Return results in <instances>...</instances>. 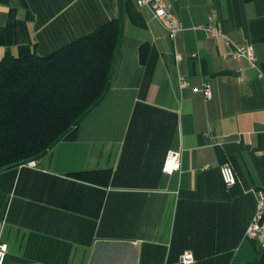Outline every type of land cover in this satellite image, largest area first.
<instances>
[{
  "label": "crops",
  "instance_id": "crops-1",
  "mask_svg": "<svg viewBox=\"0 0 264 264\" xmlns=\"http://www.w3.org/2000/svg\"><path fill=\"white\" fill-rule=\"evenodd\" d=\"M165 1L183 27L174 40L134 0H0V61L120 23L108 87L74 137L0 172L4 264H89L97 240L131 242L136 264H180L185 251L188 264H264L245 236L264 190V0ZM210 10L221 37L202 29ZM245 44L255 68L232 56ZM95 169L110 170L106 184L71 175Z\"/></svg>",
  "mask_w": 264,
  "mask_h": 264
},
{
  "label": "trees",
  "instance_id": "trees-1",
  "mask_svg": "<svg viewBox=\"0 0 264 264\" xmlns=\"http://www.w3.org/2000/svg\"><path fill=\"white\" fill-rule=\"evenodd\" d=\"M119 36L120 23L111 20L47 55L3 56L0 172L36 160L58 140L74 137L79 121L107 89ZM71 175L106 184L110 170ZM89 264H136V248L128 241L97 240Z\"/></svg>",
  "mask_w": 264,
  "mask_h": 264
},
{
  "label": "built area",
  "instance_id": "built-area-1",
  "mask_svg": "<svg viewBox=\"0 0 264 264\" xmlns=\"http://www.w3.org/2000/svg\"><path fill=\"white\" fill-rule=\"evenodd\" d=\"M138 6L149 7L153 13V16L162 24L165 28L167 36L174 40L176 35L183 29L180 20L174 12L172 5L165 0H134ZM206 36L208 37H221L223 31L217 21L214 10H210L206 16V23L202 26ZM232 56L234 58H244L248 61L251 68H255V56L254 49L251 44L237 45L233 48ZM176 58L179 59L180 55L176 54ZM186 81L184 78H179V85L184 86ZM202 90L205 98L211 97V91L207 84L203 85ZM29 163L35 164L34 161ZM180 169V152L169 151L164 159L162 170L166 173H172L173 171ZM219 172L223 182L226 185H231L236 182L235 172L231 165L225 163L220 165ZM245 236L249 239L257 241L259 246L264 250V190L257 192V198L255 202L254 214L246 227ZM8 252V244L5 241L0 240V264H4ZM193 261V255L189 251L183 252L180 258V264H188Z\"/></svg>",
  "mask_w": 264,
  "mask_h": 264
},
{
  "label": "water",
  "instance_id": "water-1",
  "mask_svg": "<svg viewBox=\"0 0 264 264\" xmlns=\"http://www.w3.org/2000/svg\"><path fill=\"white\" fill-rule=\"evenodd\" d=\"M108 84H109V81L107 82V87H108ZM68 130H70V128H69ZM31 161H33V160H31ZM28 162H29V161H28Z\"/></svg>",
  "mask_w": 264,
  "mask_h": 264
}]
</instances>
